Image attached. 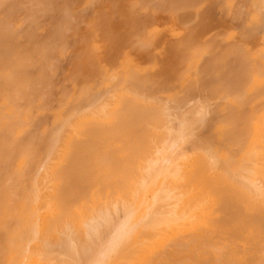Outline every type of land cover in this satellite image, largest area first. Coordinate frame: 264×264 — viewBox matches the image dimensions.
Wrapping results in <instances>:
<instances>
[{"label":"bare ground","instance_id":"obj_1","mask_svg":"<svg viewBox=\"0 0 264 264\" xmlns=\"http://www.w3.org/2000/svg\"><path fill=\"white\" fill-rule=\"evenodd\" d=\"M5 1L4 11L17 9L24 18L11 24L6 13L0 19V264H264V114L256 109L264 93V46L259 60L248 55V41L230 34L232 43L220 41L237 53H226L225 43L217 44V34L227 35L218 33L221 29L198 38L209 31L204 18L203 29L195 26L166 41L157 56L152 48L159 38L153 42L149 34L137 40L141 30L134 33L133 24L115 32L106 26L112 10L96 11L106 1L96 0L91 26L100 36L109 31L107 49L119 48L105 50L108 59L105 55L102 61L110 65L117 58L110 59L113 52L118 56L125 47L143 59L123 69L126 75L119 70L121 80L111 82L116 78L111 73L110 82L99 88L81 79L85 70L89 75L101 71L88 55L90 47L84 62L78 48L79 61L71 70L63 67L69 7L60 9L54 0H18L27 1L21 10L17 0ZM109 1L121 2L117 8L125 7L120 13L135 26L140 17L143 23L153 21L157 10L173 20L183 17L182 9L203 2ZM216 1L229 15L236 5H248L246 14L264 44V0ZM96 2L85 4L95 7ZM48 22L47 37L58 45L44 43L41 27ZM248 32V39L255 34ZM73 33L71 38L81 43L82 33ZM200 50L206 52L198 60ZM215 55L218 60L211 59ZM224 57L230 59L229 69ZM147 61L149 66L141 67ZM191 65L192 72L197 68L204 74L209 94L195 82L197 74L188 80ZM175 81L192 88L193 96L195 90L205 93V100L219 94L218 100H226L221 99L223 114L210 119L217 100L210 99L215 107L209 100L207 108L203 97L190 101L183 88L180 96L155 95L157 86L168 90L163 83ZM185 101L198 105L188 107Z\"/></svg>","mask_w":264,"mask_h":264},{"label":"rangeland","instance_id":"obj_2","mask_svg":"<svg viewBox=\"0 0 264 264\" xmlns=\"http://www.w3.org/2000/svg\"><path fill=\"white\" fill-rule=\"evenodd\" d=\"M5 0H2L1 2L2 3H0V6H1V8H0V17L2 16L3 18L4 17H7L5 14L6 13H8L7 15H8V18L9 19H11V24L18 18H24V15L23 14H21V12H19V10H14V9H12V10H10V11H4L3 10V4H5V3H7L6 1H5V3H3ZM16 1V0H15ZM24 1V0H23ZM23 1H21V3H23ZM56 3H57V5H58V3H59V5H58V7L60 6V9H61V7H62V9H64V6H66L68 9H66V10H68L67 12L70 14H67V16H68V23H67V21H66V24L64 23V29H66V34L68 35V37L66 36V38L67 39H69L70 41H69V43H68V49H67V53H66V55L64 56V58H63V62H64V65H63V67H64V69L66 70V68L67 69H69V70H71L72 69V67L79 61V59L76 61V56H77V54L79 53V50H78V48L80 49H82V51H83V62L85 61L84 59L85 58H89V56L90 57H92L91 58V60L92 61H96V64L98 65V68L101 70L100 72L99 71H96V72H93V73H95V77H94V74L93 73H90V75H89V72L87 71V70H85V71H83L82 72V75H81V79H83V80H86V81H89V83H91V86H95V87H99V88H101V87H103L106 83H109L110 82V80L108 81V79H109V77H111L113 74V76L112 77H118V73L120 72V71H123V73L122 74H128V72H125L123 69H127V68H131V66H139V64L138 63H140V62H142V60L140 59V55L137 53V51H135L134 50V48L132 49V50H130V47H125L124 48V50H125V52H124V50H122V52H121V54H119L118 53V56H117V54H116V50H118V49H112V48H116V46L115 45H110L111 47H109V49H107L108 47H107V44L108 43H110V41H111V39H110V37H108V32L109 31H107V33H106V31H105V33L106 34H108L107 36H106V34L104 33V36L105 37H108L109 38V41L108 42H106L107 40H108V38H103L104 36H100V34H96V31H95V29H93V27L91 26L92 25V23L95 21V10H96V7L98 6V4L99 3H97L96 2V0H92V4H93V2L95 3H97L96 4V6L95 7H92L91 6V3H90V5H89V10H91L90 11V13H92L93 15V17H92V19H91V17H87L86 16V19H84V20H82L81 19V17L83 18V17H85L84 15H86V14H90V13H88V11L89 10H86L85 12V14L83 15V13H84V11H82V9L84 10V9H86L87 8V6L88 5H86L85 3H87V0H82V1H77V0H61V2L60 1H58V0H54ZM63 1V2H62ZM98 1V0H97ZM101 1V0H100ZM198 1V0H197ZM203 2H200V1H198V3L200 2L201 4H199V5H194L193 7H191V8H187L186 10L185 9H182L183 11V17H173V20H170V19H168L167 18V16L166 15H163L162 13H161V15L160 14H158V11L159 10H157L156 12H155V14L153 13V17H154V19H153V21H152V19L150 20V19H148V20H150V21H148L147 22V20L145 21L144 19H143V21H144V23L141 21L142 20V18L140 17L142 14L140 13V19H139V22L136 24V26H135V23H132L131 21H129V20H126V17H127V15H126V17H125V15L123 14V13H120V11L122 10H124L125 9V7H121L120 9V11H119V9L117 8V7H119L120 5H121V2L119 3V5L117 4V5H115L114 6V3L112 4L111 3V1H102L101 2V5L99 6V8L97 7V10L96 11H98L99 9H101V7H102V10L104 11V9H105V7H107L108 8V10H112L111 12H110V14H109V20H108V23H107V27H109V26H111V27H113L114 29H115V32H117V33H123L127 28H128V26H131L132 24H133V26H134V29L135 28H137V29H133V32L134 33H136V30H141V31H138V35H137V38H136V36H134V35H131V34H128V35H130V36H134L137 40H140V41H143V40H145V38L147 39L148 38V36H149V34H152V35H150L151 36V39H152V41L154 42V41H158V38L160 39V41H158V42H155L154 44H153V48H152V46H151V48L154 50L153 52H157V56H158V54H159V52H162V50H164V47H165V42L166 41H168V40H172V39H174V41H175V39H178L179 38V36H180V34H184L187 30H191L192 29V27L194 28V29H192V30H195L196 28H195V26H197V27H201L202 25L200 24L201 22H202V20H204V18L206 19V21L205 22H207L205 25H203L204 27L203 28H205V29H207V28H209V31L208 30H205V32H207V33H203V34H201L200 36H198V38L199 39H201V38H203V37H206V36H209V35H211V33L215 30V31H217L218 29H221V30H219V32L218 33H220V32H222V33H224V32H226V34L227 35H223L222 36V34L221 35H219V34H217L216 36H217V38L216 39H219V41L220 40H225L227 43L230 41L231 42V39H230V34H233V36L235 37L236 36V38H235V40H245L246 42L248 41V44H249V49H250V51H249V53H248V55L249 56H252V54H253V56H255V57H257V59H259V60H262L260 57H259V51L260 50H262V48H263V46H264V44H262V35L258 32L259 30H256L257 29V24L250 18V15L248 14H246L247 12L249 13V11H250V9H249V7H248V5H245V3L243 4V6H241V4H238V5H236V8H234L235 9V12H233L234 14H236V15H234L233 13L231 14V15H229V13H228V10H226L224 7H225V5H224V1H226V0H224V1H221V3H222V8H224V9H221L220 7V5H219V2L218 1H216V0H214V2H216V3H214L213 2V0H202ZM17 2V4H20V3H18V2H20V1H16ZM26 2L27 1H25V3H23V4H20V7H21V5L23 6L24 4H26ZM217 2H218V4H217ZM106 3H107V6H106ZM123 3V2H122ZM194 3V2H193ZM197 3V4H198ZM220 3V4H221ZM243 3V2H242ZM84 4H85V6H86V8L84 7ZM95 5V4H94ZM112 5H113V7H112ZM17 6V5H16ZM90 6L92 7L91 9H90ZM238 6V7H237ZM19 9H21L22 10V7L20 8L19 6H17ZM65 7V8H66ZM84 7V8H83ZM111 9H110V8ZM241 7H243V8H241ZM87 8V9H88ZM241 8V9H240ZM247 8H248V10H247ZM223 11L224 10V12H225V10H226V14L224 13V12H222L221 10ZM239 9V10H238ZM69 10H70V12H69ZM16 11H18L19 13L17 14V12ZM141 11V10H140ZM145 11V10H144ZM147 11H149V10H147L146 9V12ZM161 11V10H160ZM81 12V13H80ZM83 12V13H82ZM161 12H164V11H161ZM144 14H145V12H143ZM147 13H149V12H147ZM146 13V14H147ZM160 13V12H159ZM144 14H143V18H144ZM244 14V15H243ZM5 15V16H4ZM81 15H83V16H81ZM91 15V14H90ZM97 15V14H96ZM152 15V14H151ZM247 15V16H246ZM66 16V17H67ZM81 16V17H80ZM244 16V17H243ZM0 18V19H3V18ZM12 17V18H11ZM16 17V18H15ZM72 17H73V19H72ZM152 17V18H153ZM240 17V18H239ZM146 18V17H145ZM148 18H149V16H148ZM244 18V19H243ZM248 18V19H247ZM81 19L83 22H81V23H79V20ZM72 22H71V21ZM80 20V21H81ZM87 20V21H86ZM93 20V21H92ZM243 20V21H242ZM246 20V21H245ZM140 21L143 23V24H145V25H143V29L141 28L142 27V25H140L141 23H140ZM96 22V21H95ZM147 23V24H146ZM148 23H151V24H148ZM242 23V24H241ZM251 23H253V26H254V29H255V31H254V29H252L251 27H252V24ZM51 23H47V25L45 26V28H43V27H41L42 28V30H41V35H43L44 33L46 34H44L42 37L44 38V39H46V41H44V43H49V44H51V42H52V40H51V38L50 39H48L49 37H47V33H49V31L48 30H46V29H51L52 28V26H50L49 27V25H50ZM78 24H80L79 26H78ZM85 24V25H84ZM90 24V25H89ZM97 24V23H96ZM201 26H200V25ZM202 24H204V23H202ZM52 25V24H51ZM87 25H89V26H87ZM172 25V26H171ZM75 26H77V30H78V32L76 31V30H74L73 29V27H75ZM90 26L92 27V28H90ZM98 26V25H97ZM219 26V27H218ZM247 26H248V28H247ZM218 28V29H214V28ZM245 27V28H244ZM249 27L251 28V31H253V33H255V34H253L251 31H250V29H249ZM256 27V28H255ZM76 28V27H75ZM89 28V29H88ZM95 28V27H94ZM139 28V29H138ZM176 28V29H175ZM202 27H201V29H203ZM214 29V30H210V29ZM44 29V30H43ZM97 29H98V27H97ZM107 30L106 28H103V30ZM181 29H183V30H181ZM245 29V30H244ZM249 29V30H248ZM38 30H40V29H38ZM69 30V31H68ZM98 30H101L102 31V29H98ZM242 30H244V34L242 35V38H244V36L246 37V38H244V39H242V38H240L241 37V35H239V33H240V31L241 32H243ZM250 31V33L248 32V31ZM75 31V34L77 33H82L81 34V38H82V41H81V43H76V41H75V39H73L75 36L73 35L74 32ZM257 31V32H256ZM65 32H64V34H65ZM139 32H141V33H139ZM152 32V33H151ZM249 33V35L251 36V33L253 34L252 35V37H249V39L247 38L248 37V34H247V36L245 35L246 33ZM72 36H71V35ZM93 34L95 35V36H93ZM137 34V33H136ZM170 34V35H169ZM175 34H176V36H175ZM206 34V35H205ZM40 34H39V36H41ZM102 35V34H101ZM122 35H127V34H122ZM91 36H92V38H91ZM97 36V37H96ZM145 36V37H144ZM212 36L214 37V35L212 34ZM46 37V38H45ZM71 37H73V38H71ZM167 37V38H166ZM238 37H239V39H238ZM71 38V39H70ZM150 38V37H149ZM209 38V37H208ZM212 38V37H211ZM215 38H213L214 40H216ZM48 39V40H47ZM157 39V40H156ZM166 39V40H165ZM195 40L197 39V37L196 38H194ZM199 39H198V43H199ZM49 40H51V41H49ZM112 40H113V38H112ZM202 40V39H201ZM211 40V39H210ZM75 41V42H74ZM203 41H206V40H203ZM209 41V40H208ZM212 41V40H211ZM219 41H217L218 43L217 44H221V45H223L224 43H225V47L223 46V48H224V50L226 49L227 50V52L226 53H231L232 55H233V53H237V52H230V51H232L231 50V47L230 46H228V44H227V46H226V42L224 41V43L222 44V42L221 43H219ZM78 42V41H77ZM192 42V41H191ZM195 42V41H194ZM197 42V41H196ZM212 42H214V41H212ZM233 42V41H232ZM231 42V43H232ZM60 43V42H59ZM84 43V44H83ZM94 43V44H93ZM164 43V44H163ZM168 43V42H167ZM171 43V42H170ZM169 43V44H170ZM200 43H201V41H200ZM52 44H54L53 42H52ZM89 46H88V45ZM215 44V43H214ZM217 44H215V46H217ZM54 45H58V43H55ZM75 45V46H74ZM84 45H87V47H84ZM115 46V47H114ZM167 46V45H166ZM88 47H90V49L91 50H93V53L91 52V50H90V52H89V54H88V52H87V49H89ZM118 47V46H117ZM219 47V46H218ZM84 48H85V50H84ZM171 48V47H170ZM212 48V47H211ZM95 49V50H94ZM215 49L216 50H218L217 49V47H215ZM215 49H213L214 51H215ZM220 49H221V46H220V48H219V51H220ZM76 50V51H75ZM97 50V51H96ZM105 50H109L110 52H112L113 50H115L113 53V55H116V56H113V57H110L111 55H110V53H109V57H110V59L111 58H114V57H117L116 58V60H114V62H112V63H110V65H108V64H106L104 61H102L103 59H106V57H107V53H105L104 54V52H105ZM212 50V49H211ZM211 50L209 51V52H207V54H206V57L207 58H209V56H211V55H208L209 53L210 54H213L214 53V51H213V53L211 52ZM224 50L222 49V51L221 52H223L224 53ZM263 50H264V48H263ZM234 51V50H233ZM200 52L201 53H199V55H196V57H197V59L199 60L200 59V56H202L203 54H204V52H206V50L205 51H201L200 50ZM89 55H87V54ZM216 54H217V52H215ZM223 53H220V54H222V55H224V56H226V53L225 54H223ZM250 53H252V54H250ZM125 54V55H124ZM127 54H128V56H127ZM220 54H218L219 55V57H220ZM86 55H87V57H86ZM105 55H106V57H105ZM134 55V57H132ZM205 55V54H204ZM203 55V56H204ZM208 55V56H207ZM138 56V57H137ZM212 56H214V55H212ZM217 55H215V57H216ZM98 57V58H97ZM102 57H104V58H102ZM215 57H213V58H211V59H213V60H218L219 58L218 57H216L217 59H215ZM228 57H230V56H228ZM151 58H152V55H151ZM150 58V59H151ZM231 58V57H230ZM263 58V60H264V57H262ZM97 59H99V60H97ZM107 59H108V57H107ZM115 59V58H114ZM141 61H140V60ZM224 59H225V57H224ZM223 59V63H225V61H226V67L229 69L230 67H228L229 65H230V59L228 58L227 60L225 59L224 60ZM112 60V59H111ZM154 60V59H153ZM202 60V59H201ZM213 60L211 61V64H212V66H213ZM62 61H60V64L62 63ZM110 60H108V62H109ZM113 61V60H112ZM127 63H126V62ZM138 61H140V62H138ZM202 61H204V60H202ZM138 62V63H137ZM205 62V61H204ZM210 62V61H209ZM209 62H207V63H209ZM214 62H217V61H214ZM221 62V61H220ZM232 62V61H231ZM92 63V62H91ZM133 65H132V64ZM219 62H217V64H218ZM223 63H222V65H223ZM93 64V63H92ZM101 64V65H100ZM112 64V65H111ZM129 64H131L130 66H129ZM138 64V65H137ZM147 64V65H146ZM214 64H216V63H214ZM94 65V64H93ZM92 65V66H93ZM160 65V64H159ZM219 65V64H218ZM220 65H221V63H220ZM122 66H125V67H123L122 68ZM144 66H149V64H148V61L143 65V66H141V67H144ZM110 67V69H108ZM120 70V71H119ZM149 70V69H148ZM148 70H146V71H148ZM190 70V77L188 78V80H195V78L194 77H197V75H198V79L200 80H198V81H195V82H202L203 80H204V74H202L201 76L199 75V74H197V72H198V70L199 69H197L196 68V70L195 71H191V70H193V67H192V65H191V69H189ZM201 70V69H200ZM213 71L214 70H212V74H213ZM228 71V70H227ZM125 72V73H124ZM201 71H199L198 73H200ZM99 73V75L97 76V74ZM111 73H113V74H111ZM102 74V75H101ZM116 74V75H115ZM121 74V75H122ZM197 74V75H196ZM207 74V73H206ZM226 74V73H225ZM124 75V76H125ZM91 76H92V79H91ZM124 76H122V78L124 77ZM116 77V78H117ZM120 77V76H119ZM101 78V79H100ZM112 79V81L111 82H113L114 80L116 81V80H121V78L120 79ZM103 80V81H102ZM123 80V79H122ZM182 80V79H181ZM95 81H98V83L97 82H95ZM188 81L187 80H185V83H187ZM95 83H97V84H99V85H96ZM188 84V83H187ZM197 84V83H196ZM204 83L202 82V86H201V88L204 86L203 85ZM163 85H165V87L167 88L168 86H169V88H167L168 90H166L165 88V90L162 88V84L161 85H159V86H161V87H159V86H157L156 87V89H155V92L157 91V89L158 88H160V89H158V92H156L155 93V95H158V96H161V97H165V96H180V95H182V92L184 93V90L186 91V93H190V91L191 90H193L192 88L191 89H184L183 87V85L182 84H180V83H178V82H176L175 81V83H172V84H167V83H163ZM192 86V85H191ZM94 87V88H95ZM170 87H172L171 89H170ZM194 87L196 88V85H194ZM199 87H200V84H199V86H198V89H199ZM184 90H183V89ZM203 89H206L207 90V93L209 92L208 91V89L207 88H204L203 87ZM160 90V91H159ZM162 90H164L163 92H162ZM180 90V91H179ZM181 90H183V91H181ZM204 91V90H203ZM191 92H193V91H191ZM194 92H197V94H196V96H198V95H200L199 93H198V91L197 90H195ZM199 92H201L200 90H199ZM205 92V91H204ZM191 94V93H190ZM190 94H188V95H190ZM205 94V93H204ZM203 94V92H202V96L200 95V97L202 98L203 97V103L202 104H204V106L206 105V103H208L209 102V100L210 99H213L214 101L215 100H217V102H218V104H216L215 106L217 107V108H215L214 110L215 111H218V110H220V109H222V110H220V111H218V113L217 114H214V112H213V117H212V115H210V114H212V111H213V108L211 109L212 111H210V109H208L209 110V115L211 116V118L210 119H212L213 118V120H217L216 118H214L215 116H217L218 114L219 115H221V114H223V112H221V111H223V109H224V102H222L221 103V99H222V101L224 100L225 102H226V100L224 99V98H222L221 97V99H219L218 100V98L220 97L219 96V94H218V98L216 99L215 97V99L214 98H211V97H209V100H208V98H206V100L204 99L206 96ZM209 94V93H208ZM207 94V97L209 96ZM258 94V93H257ZM256 94V95H257ZM260 95H258V100L259 101H261V105L259 106V107H257L256 109H259L258 111H260V112H262L263 114H264V110L262 111V109L264 108V93H259ZM187 95V94H186ZM193 95H195V93H193ZM192 94H191V96L190 97H192L193 96ZM196 96H193V97H195L196 99H199L200 97H196ZM205 96V97H204ZM212 96H213V92H212ZM184 97H186V96H184ZM188 97V96H187ZM192 97V100H190V98H187V99H189L190 101H193V100H195L194 98ZM186 99V98H185ZM188 101V100H187ZM187 101H185L184 103H186ZM189 101V102H190ZM196 101V100H195ZM195 101H193V102H195ZM201 101V100H200ZM199 101V102H200ZM214 101H212V100H210V102L209 103H211V102H214ZM216 102V101H215ZM215 102H214V104H215ZM227 103H228V101H227ZM189 103L187 102V105H188ZM193 104H196V105H198V102H196V103H191L190 105H188V107H190V106H192ZM201 104V105H202ZM211 104H213V103H211ZM211 104H209L208 105V107H207V105H206V107L207 108H211ZM214 104L212 105V107H215L214 106ZM226 104V103H225ZM218 105V106H217ZM227 105V104H226ZM228 106H229V104H228ZM261 106H263V107H261ZM185 107H187V106H185ZM205 107V111H207L206 108ZM227 109H228V107L227 106H225ZM239 107H241V106H239ZM202 108H204V107H201V109ZM225 108V109H226ZM245 108H247V107H245ZM217 109V110H216ZM261 109V110H260ZM174 111L176 110V109H173ZM172 111V110H171ZM177 111V110H176ZM173 112V111H172ZM178 112V111H177ZM177 112H174V114L175 113H177ZM171 113V112H170ZM173 114V115H174ZM203 114H205V112L203 111ZM207 116H208V112H207ZM206 116V117H207ZM168 117H170V116H168ZM171 118H172V116H171ZM171 118H168V119H171ZM175 118V117H174ZM209 118V117H208ZM169 121H173V120H169Z\"/></svg>","mask_w":264,"mask_h":264}]
</instances>
